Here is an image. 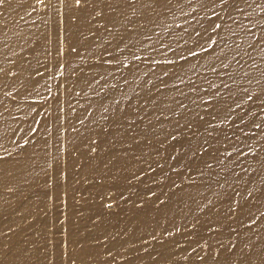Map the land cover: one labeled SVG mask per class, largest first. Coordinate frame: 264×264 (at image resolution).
I'll return each instance as SVG.
<instances>
[{"label":"bare ground","instance_id":"bare-ground-1","mask_svg":"<svg viewBox=\"0 0 264 264\" xmlns=\"http://www.w3.org/2000/svg\"><path fill=\"white\" fill-rule=\"evenodd\" d=\"M0 264H264V0H0Z\"/></svg>","mask_w":264,"mask_h":264}]
</instances>
